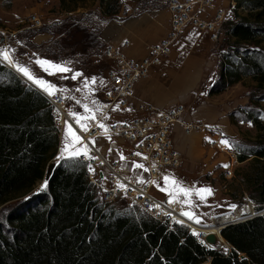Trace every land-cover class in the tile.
Returning <instances> with one entry per match:
<instances>
[{"label": "trees", "instance_id": "obj_1", "mask_svg": "<svg viewBox=\"0 0 264 264\" xmlns=\"http://www.w3.org/2000/svg\"><path fill=\"white\" fill-rule=\"evenodd\" d=\"M0 1L9 8L13 0ZM232 1L207 94L248 77L255 88L247 109L259 108L264 101V0ZM94 2L99 15L85 12L53 24L44 30L51 39L38 48L45 60L66 61L71 71L48 81L71 97L82 81L105 74L106 63L98 61L102 23L116 17L121 5L119 0H59L67 14ZM76 73L82 75L72 79ZM247 119L257 135L238 151L237 162H249L242 181L259 213L264 210V123L250 112ZM58 140L47 99L0 64V264H200L207 257L210 264H264V214L221 230L231 247L227 256L206 250L183 226L168 230L145 214L135 216L126 202H119L121 209L101 204L76 158L49 163ZM39 181L46 182L44 191L31 194Z\"/></svg>", "mask_w": 264, "mask_h": 264}, {"label": "built area", "instance_id": "obj_2", "mask_svg": "<svg viewBox=\"0 0 264 264\" xmlns=\"http://www.w3.org/2000/svg\"><path fill=\"white\" fill-rule=\"evenodd\" d=\"M166 11L169 16L168 32L163 39L150 48L146 58L135 59L129 56L128 51L131 47L129 41L124 40L120 44L109 41L105 43L99 56L107 65L106 84L101 100V116L89 127L88 132H81L69 117L65 100L59 92L52 96L44 90L42 92L51 107V117L56 129L60 132L67 122L88 145L89 156L94 158L79 156L76 159L83 167L84 177L101 204L110 205L124 201L138 208L154 221L167 225L168 230L175 225L185 227L200 247L227 256L231 249L229 245V248L223 251L221 248L212 247L207 240L210 235L208 228L213 226V219L205 226L197 224L182 215L181 209L175 202L170 203L168 199L159 200L152 193V182L161 178L166 169H177L182 165V156L173 142L174 127L181 125L183 133L190 135L203 131L204 126L200 123L185 122L186 109L181 104L160 110L149 104L135 103L134 115L115 116L107 125L103 119V116H108L117 105L119 110L130 113L136 83L146 79L152 68L160 66L185 28L191 26L208 32L216 48L222 26L229 19L231 12V10L215 6V0H169ZM28 22L30 30L43 28L42 22L35 16L29 17ZM0 33L5 34L2 31ZM61 65H67L66 61H61ZM99 122L107 126V134L97 126ZM93 139L95 144L91 143ZM100 140L105 141L107 145H115L114 150H119L121 144L127 145L126 161L131 164L134 162L143 164L149 169L147 172L137 169V177L141 174L145 175L143 179L145 183H140L136 177L129 176L118 157L112 160L107 154L102 153L99 147ZM137 152L141 153V156L135 155ZM227 156L229 167L224 171V176L231 178L232 167L237 164V156L234 152H229ZM119 185L125 187L121 188ZM253 213L252 208L251 215L241 214L238 220L222 224L219 230L250 220ZM216 237L220 242L219 237ZM224 243L226 242H221V244ZM210 261L211 258L207 257L200 264H210Z\"/></svg>", "mask_w": 264, "mask_h": 264}, {"label": "rangeland", "instance_id": "obj_3", "mask_svg": "<svg viewBox=\"0 0 264 264\" xmlns=\"http://www.w3.org/2000/svg\"><path fill=\"white\" fill-rule=\"evenodd\" d=\"M119 2L121 5L119 8V13L121 12L119 19L116 20L115 22V19H117L116 17H108L102 23L103 28L104 26L105 27L107 26L109 28L107 34L108 33L111 34L116 25H119L121 27V25H123V21L125 19L127 20L129 16L138 18L140 15H144L147 12L163 11L164 9H166L169 0H119ZM98 10H99V6L97 2H94L93 4L87 3L86 9L77 10L73 13L67 14L60 9L59 0H13L9 8H5L3 6V3L0 1V31L5 33V34L0 33V49H7L11 56V62L8 61L5 62L13 66L14 71L19 73L24 77V79H26L25 80L26 83L29 82L33 83V82L32 80H29L25 75H23V73L18 71L17 66L27 67L35 77L43 79L45 81L48 80L53 81L61 78L65 73L56 72L54 69H52L50 74V71H45L36 63L38 59L45 60L40 55L42 54L43 49L39 50L38 48H40L41 46H45V44L51 39V36L45 33L44 30L46 28H49L55 23L64 22L66 18L70 16L76 17L85 12H93L96 15H99ZM32 16L37 17L42 22L43 28L34 31L30 30V24L28 22V19L29 17ZM31 34H33L34 36L30 38L29 36ZM224 38L225 35L222 26L221 36L218 45ZM103 45H105L104 42ZM217 47L216 48L214 47L215 52L217 51ZM0 59L3 60L2 57H0ZM95 60L96 59H94V61ZM98 61H102L101 58H99ZM51 63L55 65H61V62L58 63L51 62ZM64 66L67 67L68 64ZM244 80L247 81V83L245 84L248 87V96H249L251 92H254L255 83L248 77L244 78ZM86 81H87V86H85ZM91 81L92 79L82 81L79 85V91H77L75 97H71L70 94H68V92H66L64 89L56 88L57 89L56 92H59L65 100L66 112L68 113V115L69 112L72 111L71 108H74L76 110L74 111L75 113L81 114L83 116H89L90 113L85 112L83 107V105L87 104L89 108L93 110H95L97 107L100 108V111H96L95 113L96 120L101 116L102 93L100 92H103L105 88V84H106L105 74L103 75V77L96 78V83L93 84ZM101 81H103V83H101ZM90 88L96 94L91 95ZM69 100H72L74 102L73 104L72 102L70 103L71 108L69 107ZM77 101H79L80 103H77ZM93 101H95L96 103L93 104ZM258 107L259 108L256 107H250L249 109L244 108L242 111L248 114L250 112V114L253 117L259 118L260 121L264 123V101H262ZM127 114H129L128 111H123V110L114 111L112 109L111 113L107 116L109 118L106 120L104 119V122L107 125L112 121V119H114L115 116H127ZM69 117L79 127V125L76 123L74 118L71 115H69ZM96 120L89 119L87 121L88 127H90ZM66 127L67 125L65 124V126L60 130V132L58 131L59 140H58L57 151L54 158H52L49 163H54L55 165H57L63 160L70 159L68 158L67 153H64V158H61V154L65 148L66 143L70 142L69 140H66ZM243 130L244 131L241 133L242 136H240L239 138L228 139L230 142L233 143V146L228 147L226 149H229L228 151L234 152L236 156L238 154V151H240V149L250 146L251 145L250 143L255 140V137L257 135V131L252 123L251 126L248 128H246V126L243 127ZM113 146L115 149V145ZM76 147L82 148L81 144L76 145ZM126 149H127V145L121 144L119 150H114L117 153V157L120 159V162L122 163L123 167H125L124 164L128 165V167H125L126 170L125 172L131 177H136L137 181H139L140 178L144 179L145 175L142 176L141 173H140L141 176L137 177L136 173L138 171L137 170L138 168H134L133 164L127 162L126 159L121 160V153L123 154L124 157H126L127 154ZM221 151L223 152V150ZM222 152L220 153L215 152L213 158L209 163H207L208 159L206 160V162L198 163L196 166H194L195 169H191L192 171H194L193 173L192 172L190 173V171L187 170V168H184L186 167L185 165H187V162L186 159L182 157L183 161L180 168L166 169L164 171L163 176L158 180H156L155 183H153L152 193L154 197L159 200H166V199L171 200L172 197L169 195V193L166 191H161V188L164 187L163 178L165 176L174 177L175 180L179 181L185 188L193 189V192L190 197H186L183 194H179L174 202L179 206L182 212L193 213L194 216L190 220L196 222V220L198 219L200 222L199 223L196 222L197 224L205 226L210 224V222L213 219L214 222L213 226L209 228H213L216 226L220 227L224 223L238 220L241 214H245V216L251 215L252 208L254 205L247 197L248 193L246 191V186L243 184L242 175H241L242 172L247 168L249 162L248 161L244 163L237 162L238 164H234L235 166L232 167V173H233L232 177L231 178L225 177L224 171L227 169V167H224V165H228L227 161L225 160L224 163L220 162V160L215 161L217 154L226 155L224 152L223 153ZM44 185H45L44 181H39L33 188L31 194H37L44 191L45 189V187H43ZM203 188L211 189L212 194L208 195L205 193L203 194L204 199H201L200 196L196 194L195 190L203 189ZM26 198L27 196H24L22 199H26ZM16 201L17 200L11 201L13 203H10V205L14 204ZM119 204L120 203L118 202L116 204H112L111 206H113L116 209H121L122 206H120ZM1 208L2 206L0 207V219L2 217ZM125 208H128L135 216H138L140 214H145L144 212L140 211L138 208L130 206L127 203ZM228 212H231V214L227 218L222 219L217 223L215 222L216 218L219 219L221 216H225V214H227ZM254 213L256 212L254 211ZM219 239L221 242H224V240L222 241L221 237H219ZM220 246H223L222 248L223 251H226L229 248L226 243L221 244Z\"/></svg>", "mask_w": 264, "mask_h": 264}, {"label": "crops", "instance_id": "obj_4", "mask_svg": "<svg viewBox=\"0 0 264 264\" xmlns=\"http://www.w3.org/2000/svg\"><path fill=\"white\" fill-rule=\"evenodd\" d=\"M215 5L232 10L234 2L215 0ZM120 14L121 12L116 16L117 20ZM168 29L169 16L164 9L147 12L138 18L129 16L121 27L116 25L111 34H107L109 28L104 26L101 38L104 43L109 41L120 44L124 40L129 41V56L143 59L148 56L150 48L165 37ZM217 63L218 56L210 34L190 26L182 31L160 66L152 68L149 76L135 85L129 114L134 115L135 103L149 104L160 110L181 104L186 109L185 122L204 126L203 131L190 135L183 133L181 125H176L173 129L174 146L186 159L187 165L184 168L190 173L194 172L191 169H195L194 166L198 163L206 162L207 159L209 163L214 153H220L221 150L226 155L217 154L215 161L224 163L226 160L229 167L227 155L232 151H228V147L221 141L239 138L244 131L243 127L251 126L247 119L248 113L242 111L249 106L248 87L245 84L247 81L243 79L216 95L207 94L217 72ZM32 84L43 90L34 82ZM99 147L110 159H117L114 146L100 140ZM124 166L128 167L126 164Z\"/></svg>", "mask_w": 264, "mask_h": 264}, {"label": "snow or ice", "instance_id": "obj_5", "mask_svg": "<svg viewBox=\"0 0 264 264\" xmlns=\"http://www.w3.org/2000/svg\"><path fill=\"white\" fill-rule=\"evenodd\" d=\"M0 57L3 58L4 61H8L11 62V56L9 54V51L7 49H0ZM36 63L45 71H50L51 74V70L54 69L56 72H61V73H65V72H69L71 71V69L63 66V65H55L52 64L50 61H46V60H37ZM17 70L20 71L21 73H23V75H25L29 80H32L36 85H38L40 88H42L44 91H46L48 93V95L52 96L56 94V86L51 84L48 81H45L43 79L37 78L35 77L32 72L27 68V67H23V66H17ZM81 73H76L74 76H72V79H77L79 76H81ZM93 84L96 83V78L93 77L92 81ZM101 83H103V81H101ZM85 86H87V81L85 82ZM77 91H79V89H77ZM77 103H80L79 101H77ZM96 102L93 101V104H95ZM85 112L90 113L89 116H83L81 114L75 113L70 111L69 115H71L74 120L76 121V123L79 125V129L81 132H88L90 129L88 127L87 121L89 119L91 120H96V111H100V108L97 107L95 110L89 108V106L87 104L83 105ZM115 110H119V105H117L114 109ZM109 117L107 116H103V119H108ZM66 140H69V143H66L65 148L61 154V158H64V153H67L68 158L71 159H75L79 156H84L88 159H93L94 157L89 156V152L90 149L88 148V145L86 143H84L83 138L81 137V135H79L77 133V131L72 127L71 124H68L66 122ZM98 127H100L101 129L104 130V133L107 134L108 133V128L105 124H103L102 122H99L97 124ZM110 139V137H109ZM92 144H95V140L93 139L91 141ZM221 143L227 147H232L233 143L230 142L229 140L225 139L222 140ZM81 144L83 145L82 148H77L76 145ZM135 155L137 156H141V153L137 152L135 153ZM126 157L123 156V154L121 153V160H125ZM144 159H147V157H144ZM134 168H138V169H143V171L147 172L149 171L148 168H145L143 164L140 163H135L133 164ZM153 167H155V165H153ZM224 167H228V165H224ZM90 170H92L90 168ZM164 180V187L161 188V191H166L169 193V195L172 197V199L170 200L171 202H174L176 197L179 194H183L186 197H190L193 189H189V188H185L179 181H176L174 177H168L165 176L163 178ZM140 183H145V181L143 180V178H140L139 180ZM155 183V182H152ZM47 184L45 182V185L43 187H46ZM121 188L125 187L124 185H119ZM159 186V185H158ZM196 194L198 196H200L201 199H204V195L203 194H208L211 195L212 194V190L211 189H207V188H203V189H196ZM188 202V201H186ZM184 216H187L189 219H192L194 214L191 212H182L181 213ZM197 223H199L200 221L197 219L196 220ZM194 235H198L197 233H194Z\"/></svg>", "mask_w": 264, "mask_h": 264}, {"label": "water", "instance_id": "obj_6", "mask_svg": "<svg viewBox=\"0 0 264 264\" xmlns=\"http://www.w3.org/2000/svg\"><path fill=\"white\" fill-rule=\"evenodd\" d=\"M0 63L4 66V67H6L7 69H9L11 72H13L16 76H18L24 83H26V79H24V77L22 76V75H20L19 73H17V72H15L14 70H13V67H9V66H7L5 63H3V62H1L0 61ZM28 86H30L31 88H33L34 90H36V91H38L41 95H43V92H42V90H40V89H38L35 85H33L32 83H26ZM44 96V95H43ZM52 167V165H50L49 166V168H48V172H47V174H49V172H50V168ZM254 215L250 218V219H252V218H255V217H257V216H260V215H262V214H264V210L263 211H261L260 213H253ZM249 220V219H248ZM209 229V228H208ZM221 230L222 229H220L219 231H218V236H220L221 237ZM208 242H209V244L212 246V247H214V248H220L221 246V243L219 242V240L217 239V237L215 236V235H213V234H210L209 235V237H208ZM242 258H243V256H242Z\"/></svg>", "mask_w": 264, "mask_h": 264}, {"label": "bare ground", "instance_id": "obj_7", "mask_svg": "<svg viewBox=\"0 0 264 264\" xmlns=\"http://www.w3.org/2000/svg\"><path fill=\"white\" fill-rule=\"evenodd\" d=\"M0 61L3 62V63H5V64H6L7 66H9V67H13V66H11L10 64L6 63L5 61H3L2 59H0ZM13 70H14V67H13ZM249 206H250V205H249ZM233 211H234V210H233ZM231 212H232V211H231ZM231 212H228L227 214H225V216H221L219 219L216 218V219H215V222L217 223V222H219L220 220L227 218V217L231 214ZM208 230H209L210 234H213V235L218 236V230H219L218 227L209 228ZM219 237H220V236H219ZM220 243H221V241H220ZM224 244H225V243H224ZM222 248H223V246H221V249H222Z\"/></svg>", "mask_w": 264, "mask_h": 264}]
</instances>
